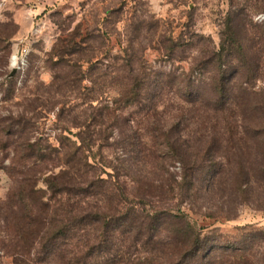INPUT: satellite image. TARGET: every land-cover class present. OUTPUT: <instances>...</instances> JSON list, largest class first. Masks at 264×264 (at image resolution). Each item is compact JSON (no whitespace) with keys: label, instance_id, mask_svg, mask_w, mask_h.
Masks as SVG:
<instances>
[{"label":"trees","instance_id":"trees-1","mask_svg":"<svg viewBox=\"0 0 264 264\" xmlns=\"http://www.w3.org/2000/svg\"><path fill=\"white\" fill-rule=\"evenodd\" d=\"M238 14L229 16L221 48L203 51L191 74L153 72L144 59L130 55V48L124 57L115 58L113 75L100 73V90L111 85L119 95L115 109L102 107V126L134 109L146 121L155 120L153 127L161 135L159 144L157 136L145 141L133 133L118 146L136 145L141 166L148 159L159 164L170 160L184 169L183 179L173 183L146 178L136 201L128 202L127 188L97 177L90 163L96 158L86 156L92 150L84 147L82 138L72 141L64 136L57 144L34 139L28 116L47 108L42 105L44 96L24 98L25 112L12 123L0 122V151L9 155L6 173L12 181L0 203V252L10 264H258L254 246L231 242L183 208L185 200L200 197L203 174L210 181L216 176L223 194L232 185L234 200L248 195L242 182L264 181V169L259 172L253 159L245 160L244 82L251 70L245 41L233 26L235 18L242 19ZM237 26L242 35L243 28ZM178 46L173 42L167 47L169 57L176 55ZM163 93L177 102L166 121L158 102ZM90 117L98 123L96 116ZM88 123L85 120L79 129H90ZM233 149L236 166L231 168ZM220 158L223 166L210 168ZM127 168L124 164L114 168L118 173L112 179L118 181ZM233 182H239L234 191Z\"/></svg>","mask_w":264,"mask_h":264},{"label":"rangeland","instance_id":"rangeland-1","mask_svg":"<svg viewBox=\"0 0 264 264\" xmlns=\"http://www.w3.org/2000/svg\"><path fill=\"white\" fill-rule=\"evenodd\" d=\"M237 12L242 19L235 18L233 26L245 41L251 70L244 82L245 160L253 159V167L260 172L264 169V0H0V122L6 125L13 118L17 120L28 108L24 98L39 94L46 98L42 105L47 108L28 116L34 139L57 144L64 136L72 141L82 138L84 147L92 150L86 156L96 158L90 161L93 172L102 180L114 182L117 188H127L128 202L136 201L140 185L147 184V179L164 184L180 181L184 177L180 164L148 159L141 166L136 145L134 150L118 146L133 133L145 141L157 136L161 144V135L153 127L155 120L148 122L131 109L116 116L117 120L105 119L102 126V107L115 109L119 95L111 85L100 90V73L113 75L115 58L124 57L130 48V55L144 59L153 72L191 74L203 59V51L221 48L229 16ZM237 24L243 28L242 35ZM173 42L180 46L176 55L169 57L166 49ZM60 54L64 59L57 58ZM13 57L23 62L20 68L12 67ZM158 102L166 121L177 102L173 95L164 93ZM255 108H260L258 113ZM90 116H96L98 123ZM87 119L90 123L86 127L90 124L91 128L79 129ZM159 119L162 122L163 116ZM253 130H258V135ZM236 152L233 149L229 153L231 168L236 166ZM8 156L0 151V203L6 200L12 185L6 173ZM120 164L129 168L121 169L122 176L115 181L112 177L118 171L113 169ZM216 164L210 168L220 169L223 159ZM201 177L200 197L185 200L183 208L231 242L254 246L252 254H257L258 264H264V181L242 182L240 186L248 195L234 200L232 185L223 194L216 176L212 181L206 174ZM237 187L239 182H233V191ZM248 236L250 240L246 241ZM10 263L0 252V264Z\"/></svg>","mask_w":264,"mask_h":264},{"label":"built area","instance_id":"built-area-1","mask_svg":"<svg viewBox=\"0 0 264 264\" xmlns=\"http://www.w3.org/2000/svg\"><path fill=\"white\" fill-rule=\"evenodd\" d=\"M18 57H13L12 59V67H18L20 68L21 65H23V62L19 63Z\"/></svg>","mask_w":264,"mask_h":264},{"label":"water","instance_id":"water-1","mask_svg":"<svg viewBox=\"0 0 264 264\" xmlns=\"http://www.w3.org/2000/svg\"><path fill=\"white\" fill-rule=\"evenodd\" d=\"M16 72H13L12 76L15 74Z\"/></svg>","mask_w":264,"mask_h":264}]
</instances>
